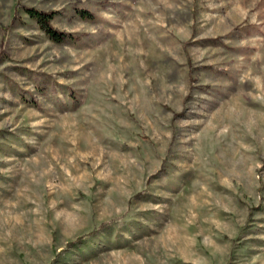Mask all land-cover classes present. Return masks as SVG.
Listing matches in <instances>:
<instances>
[{"label":"rangeland","instance_id":"374dc122","mask_svg":"<svg viewBox=\"0 0 264 264\" xmlns=\"http://www.w3.org/2000/svg\"><path fill=\"white\" fill-rule=\"evenodd\" d=\"M0 264H264V0H0Z\"/></svg>","mask_w":264,"mask_h":264},{"label":"trees","instance_id":"16d2710c","mask_svg":"<svg viewBox=\"0 0 264 264\" xmlns=\"http://www.w3.org/2000/svg\"><path fill=\"white\" fill-rule=\"evenodd\" d=\"M27 17L35 22L38 26V28L53 42L55 43H63L66 41H70L73 39L71 34L61 32L56 30L52 26V21L54 20V17L56 15V12L50 11V12H43V11H38L34 8H22ZM78 15L82 18L86 19H91V15L88 14V12L85 11H78ZM96 231H91L87 235H83L81 237L76 238L73 241V245L82 242L85 238L89 236H93Z\"/></svg>","mask_w":264,"mask_h":264}]
</instances>
